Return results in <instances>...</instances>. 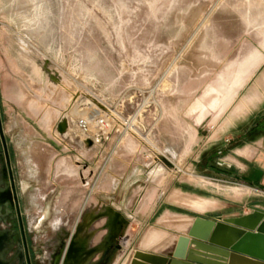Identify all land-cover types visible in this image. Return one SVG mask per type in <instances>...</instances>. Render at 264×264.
<instances>
[{
	"label": "rangeland",
	"instance_id": "obj_1",
	"mask_svg": "<svg viewBox=\"0 0 264 264\" xmlns=\"http://www.w3.org/2000/svg\"><path fill=\"white\" fill-rule=\"evenodd\" d=\"M263 46L264 0H0V114L32 261L70 236L72 264L167 255L192 197L219 199L212 221L264 202L206 168L264 99ZM99 114L105 141L76 133Z\"/></svg>",
	"mask_w": 264,
	"mask_h": 264
},
{
	"label": "water",
	"instance_id": "obj_2",
	"mask_svg": "<svg viewBox=\"0 0 264 264\" xmlns=\"http://www.w3.org/2000/svg\"><path fill=\"white\" fill-rule=\"evenodd\" d=\"M249 209L243 216L218 221L197 216L171 253L135 251L130 264H264V210Z\"/></svg>",
	"mask_w": 264,
	"mask_h": 264
},
{
	"label": "crops",
	"instance_id": "obj_3",
	"mask_svg": "<svg viewBox=\"0 0 264 264\" xmlns=\"http://www.w3.org/2000/svg\"><path fill=\"white\" fill-rule=\"evenodd\" d=\"M262 50L264 51V46L262 47ZM262 68L263 71L255 87L256 92L258 89L264 90V64L262 65ZM251 100L248 101V105L253 104L255 112L253 110L252 112H249L247 118L242 119L235 129L228 130L223 137L212 144L213 148L217 147V153L218 149H222L224 152L221 160L218 159L217 161L221 167L216 168L211 162H207L206 168L214 170L217 174L226 179L214 180V182L221 184H236L242 187L226 186L228 188H226L225 191L242 195L246 190L251 191L257 197L264 198V99L263 101L259 100V98L254 95ZM229 180H233L235 183H232ZM219 186L225 187L224 185ZM224 199V196H222L221 203H224ZM191 200L195 203L191 202L192 205H196L195 212L199 213L198 216L205 219L215 220V217H213L214 215L204 216L200 214L210 212L214 200L219 201L218 198L205 197V199H201L192 197ZM227 201L229 200L227 199ZM227 205L229 207L230 204L228 203ZM251 206L264 210V202H255L245 199L241 206V209L243 208L244 211L237 216L240 217L250 213L251 210L249 207ZM221 216L224 218V215ZM234 263L246 264L240 261Z\"/></svg>",
	"mask_w": 264,
	"mask_h": 264
},
{
	"label": "flooded vegetation",
	"instance_id": "obj_4",
	"mask_svg": "<svg viewBox=\"0 0 264 264\" xmlns=\"http://www.w3.org/2000/svg\"><path fill=\"white\" fill-rule=\"evenodd\" d=\"M11 150L12 146L3 132L0 114V264H37L32 261L29 251ZM70 237L64 248L58 247L43 260L47 259L49 264H72L69 261L72 251ZM40 264H44V261Z\"/></svg>",
	"mask_w": 264,
	"mask_h": 264
},
{
	"label": "built area",
	"instance_id": "obj_5",
	"mask_svg": "<svg viewBox=\"0 0 264 264\" xmlns=\"http://www.w3.org/2000/svg\"><path fill=\"white\" fill-rule=\"evenodd\" d=\"M74 128L76 133L83 138L98 143L107 139L110 125L108 119L104 115H82L75 119Z\"/></svg>",
	"mask_w": 264,
	"mask_h": 264
},
{
	"label": "bare ground",
	"instance_id": "obj_6",
	"mask_svg": "<svg viewBox=\"0 0 264 264\" xmlns=\"http://www.w3.org/2000/svg\"><path fill=\"white\" fill-rule=\"evenodd\" d=\"M63 125L65 126V124H63ZM159 170H160V168L158 166V169L156 171H159ZM154 172H155V170H154ZM116 216H118L120 221L121 220L123 221L121 216H119L118 214H116ZM120 221H115L114 223H112V228H111V238H112V240H116L119 237V235H120V232H121L120 230H121V227H122L121 224L119 223Z\"/></svg>",
	"mask_w": 264,
	"mask_h": 264
}]
</instances>
